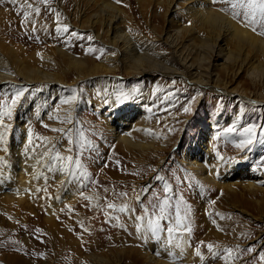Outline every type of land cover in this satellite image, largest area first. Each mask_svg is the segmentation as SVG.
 <instances>
[{
  "label": "rangeland",
  "instance_id": "1",
  "mask_svg": "<svg viewBox=\"0 0 264 264\" xmlns=\"http://www.w3.org/2000/svg\"><path fill=\"white\" fill-rule=\"evenodd\" d=\"M99 1L81 2V13L98 12ZM113 1L128 21L126 29L156 43L155 48L166 56L169 46L159 34L165 33L168 26H177V22L191 24L182 10L186 5L179 2L168 8L162 0ZM0 2V47L5 56L35 62L34 53H53L58 46L79 55H91V47L98 56L100 48L115 51L97 41L86 25L79 28L80 23L73 19L74 0ZM59 3L64 4L69 16L59 9ZM217 3L228 4L218 7L232 15L230 3ZM25 12L29 13L27 19ZM170 18L176 20L172 25ZM237 21L264 39L260 34L264 26L257 24L253 31L242 17ZM255 56L264 62L261 52ZM117 74L128 86L146 89L154 100L147 106L150 131L141 138L142 146L131 148L133 151L116 140L102 109L88 102L85 91L76 103H61L65 99L53 96L48 83H27L16 74L12 83L0 84V120L7 126L6 132L0 127V264H99V257L103 260L100 264H264V190L248 185L250 174L244 163L246 155L255 154L264 173V103L213 91H204L200 96L181 76L148 73L137 78L122 66ZM103 79L98 74L80 81L78 86L84 89L89 84L87 93L100 94ZM93 80L100 84L88 83ZM6 84L11 86L9 90ZM231 88L251 100H264V69L250 75L244 70L237 80H230ZM18 90H24V95L12 107L10 117L3 115V105L11 107ZM45 93L48 118H43L37 108L27 128L32 147L40 153L38 190L30 195L32 199L20 200L19 190L9 187L14 183L11 157L19 143L22 122L18 115L27 99L33 103ZM185 107L190 111L185 113ZM252 125L257 131L253 143L238 148L236 145L247 139L241 135L243 129ZM211 132L216 170L209 182L188 167L182 151L209 139ZM161 144L164 148L158 146ZM57 156L72 157L73 162L69 164ZM75 161L80 162L79 168ZM158 175L164 179L157 180ZM165 183L171 186V193H164ZM64 191L72 196L65 199ZM157 195L161 199L167 196L170 204L166 218L160 221L159 239L148 225L159 215L158 209L153 214L152 207ZM110 203L115 209L108 208ZM122 207L126 211H119ZM168 227L176 230L169 234ZM209 244L213 246L211 252ZM227 249L232 250L230 255Z\"/></svg>",
  "mask_w": 264,
  "mask_h": 264
},
{
  "label": "bare ground",
  "instance_id": "2",
  "mask_svg": "<svg viewBox=\"0 0 264 264\" xmlns=\"http://www.w3.org/2000/svg\"><path fill=\"white\" fill-rule=\"evenodd\" d=\"M85 1L74 0L76 10L73 19L80 23L79 28L82 29L86 25L93 30L95 39L102 45L115 49L114 52L110 53L107 48H100L98 53L100 56H98L95 54V48L91 47L90 50L88 49L91 55H79L58 46L55 50L53 49V53L44 55L34 53L35 62H33L5 56L6 53L0 47V84L12 83L17 74L27 83H46V85L48 83L52 88L50 93L53 96L65 100H72L75 97V100H72L73 103H76L79 95H83L85 91L88 102L94 104L97 109H102V116L109 131L126 150L142 146L141 138L145 137L149 130L147 106L154 100L152 101L153 98L146 89L128 86L122 80L124 78L117 74L120 66L131 71L137 78H142L148 73L170 77L181 76L201 93H199L200 96L204 91H213L219 94H238L240 99L250 100L255 104L264 103L261 99L251 100L243 93H237L234 88L228 89L230 80H237L244 70L250 75L256 70L264 69L262 59L255 56L257 52H261L264 57V39L252 33L248 27L246 28L233 19L232 15L218 7V5L227 7L228 4L222 5L214 0H162L168 8L177 2L185 4L182 10L191 23L190 26H186L177 22V26H168L165 33L159 34L161 40L169 46L168 56H166L164 51L155 48L156 43L138 37L126 29L128 21L113 0H100L97 3L99 11L91 15H84L85 11L81 13L83 8H80L82 7L80 4ZM144 2H153V0H144ZM58 5L59 9L69 16L63 8L64 4ZM173 21L176 20L170 18L168 22L172 25ZM153 31L158 32L156 27ZM35 38L39 40L38 36ZM186 38L189 39L184 42ZM103 51L106 52L104 56ZM213 54H215L214 59H212ZM219 60L223 62L219 63ZM98 74L104 77L100 94L96 91L87 93L89 84L84 89L78 86L80 81L90 80ZM96 82L97 80H93L88 83L100 84ZM5 86L7 89L11 88L8 84ZM47 95L42 94L33 103L27 99L18 115L22 122L18 128L19 143L11 157L14 183L9 187L19 190L20 200L32 199L30 195H35L38 190L40 153L32 147L27 128L37 108L43 118H48L49 113L45 107ZM211 135L212 132L209 133V139L188 145L182 151V159L188 167L209 182L213 181L212 173L216 170L212 162L214 150ZM158 146L164 148V144ZM245 157L244 163L250 174L248 185L264 190L263 168L254 159L255 154ZM4 178L7 179V172ZM62 194L65 199L72 196L68 191ZM96 261L99 264L100 261L103 262L100 257L96 258ZM159 261L156 260V262Z\"/></svg>",
  "mask_w": 264,
  "mask_h": 264
},
{
  "label": "snow or ice",
  "instance_id": "3",
  "mask_svg": "<svg viewBox=\"0 0 264 264\" xmlns=\"http://www.w3.org/2000/svg\"><path fill=\"white\" fill-rule=\"evenodd\" d=\"M9 2L15 3V0H9ZM41 2L47 3L48 0H41ZM214 2H217V0H214ZM219 2L230 3L232 9L234 10L232 12V18L239 20L242 17L245 25L251 27L253 31L256 30L255 26L257 24L264 26V0H219ZM29 7H31V5H29ZM35 11L37 14L39 13L38 8L35 9ZM24 16H25V19H27V17L29 16V13L25 12ZM60 30H61L60 28L57 29V31H60ZM63 31H67V27H64ZM260 34L264 35V32H261ZM73 35H75V33H73ZM23 95H24V90H18L11 99V107L8 104L3 105V113L2 114L10 117L11 112H12V107H14L19 102L20 97H22ZM72 100H75V97H73ZM72 100H64L61 103H71ZM189 111H190V107L184 108L185 113H187ZM0 127H4L5 132L7 131V126L3 124L2 120H0ZM232 130L233 129H229V131H232ZM241 135H245L247 137V139L242 141L240 144H237L236 146L238 148H242L245 145L252 144L254 138L257 135L256 126L252 125V126L244 128ZM262 135H264V133H262ZM2 139H3V134L0 133V140H2ZM69 151H71V149H69ZM57 159L66 160L69 164H71L73 162L72 157H63L62 158V157L57 156ZM75 164H76L77 168H79L80 162L75 161ZM156 179L157 180H163L164 177L158 175L156 177ZM163 191L165 194H168V193L172 192V188L169 184L165 183L164 187H163ZM121 195L124 196V195H126V193H121ZM155 199L157 200V203L152 205L153 210H154L153 214L155 215V210L158 209L159 215L155 216V220L150 219L148 221V225H149V230L151 231L152 235L154 237H156L157 239H159V232L161 231L160 221L166 218L167 209L170 207V204H169V199L167 198V196H165L164 199H161L160 196L157 195V196H155ZM115 207L116 206L114 204H111V203L108 204V208H110V209H115ZM119 211L124 212V211H126V208L122 207L119 209ZM145 213L147 214V208H145ZM175 216H176L177 226H179L181 224L179 204L176 205ZM137 219L142 220L143 217H137ZM175 230L176 229H174L173 227L167 228V231L169 234L173 233ZM207 247H208V250L211 252L213 246L211 244H209ZM231 251H232L231 249L226 250V252L229 255L231 254ZM197 255L198 256L200 255L199 251H197ZM261 260H264V256H261Z\"/></svg>",
  "mask_w": 264,
  "mask_h": 264
}]
</instances>
